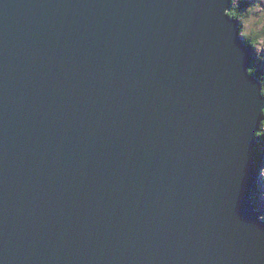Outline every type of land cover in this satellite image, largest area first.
<instances>
[{"label":"water","instance_id":"95a60500","mask_svg":"<svg viewBox=\"0 0 264 264\" xmlns=\"http://www.w3.org/2000/svg\"><path fill=\"white\" fill-rule=\"evenodd\" d=\"M230 6L0 0V264H264Z\"/></svg>","mask_w":264,"mask_h":264},{"label":"rangeland","instance_id":"374dc122","mask_svg":"<svg viewBox=\"0 0 264 264\" xmlns=\"http://www.w3.org/2000/svg\"><path fill=\"white\" fill-rule=\"evenodd\" d=\"M233 2H235V4H238L239 2L245 4L246 5L245 9L246 11H248L249 18L247 20H244L242 24V30L260 31L262 29V26L264 25V19L262 20L261 25H256L255 24L256 15H253V13L255 12L257 15H259L260 13L264 18V12H261L264 11V0H233ZM251 50L253 52L251 58H253L254 65L259 64L260 66H264V37L257 40L256 44L254 45L253 48H251ZM260 131H262L263 133L264 128H262ZM257 133H256V138H257ZM260 142H261L260 146L264 147V134H262L260 138ZM254 171L255 173H259V174L256 180L257 187L256 189H252L253 190L252 196L254 198L255 207L257 211H259L260 217L264 219V153L260 155V161L258 164L255 165Z\"/></svg>","mask_w":264,"mask_h":264},{"label":"trees","instance_id":"16d2710c","mask_svg":"<svg viewBox=\"0 0 264 264\" xmlns=\"http://www.w3.org/2000/svg\"><path fill=\"white\" fill-rule=\"evenodd\" d=\"M235 2H233V0H230L231 6H230L229 15L235 17L238 20L239 27H240V33L242 35L243 41L251 49L256 44L257 40L264 37V25L262 26V29L260 31H257V30L243 31L242 30V23H243L242 21L247 20L249 18L248 11H246V9H245V6H246L245 4H243L241 2H239L238 4H235ZM261 12H264V11H261ZM253 15H256L255 24L261 25V22L264 19L263 16L260 13H259V15H257L255 12L253 13ZM251 52H252V50H251ZM251 55H253V52L251 53ZM249 71H250V73L255 75L260 80L261 86H262L261 92L264 95V66H260L259 64L254 65L253 58H251V65H250ZM262 114H263V119H262V122L260 125L261 129L264 128V109H263ZM261 129H259V131L257 133V138H256L257 142H256V147L254 149L255 165L259 163L260 155L262 153H264V147L260 146V143H261L260 138H261L262 134H264V132L262 133V131H260Z\"/></svg>","mask_w":264,"mask_h":264},{"label":"bare ground","instance_id":"6f19581e","mask_svg":"<svg viewBox=\"0 0 264 264\" xmlns=\"http://www.w3.org/2000/svg\"><path fill=\"white\" fill-rule=\"evenodd\" d=\"M230 5H231V3H230ZM242 22H244V21H242ZM243 24V23H242ZM240 33V32H239ZM241 34V33H240ZM259 44V43H258ZM255 141V140H254ZM261 176V175H260ZM263 176V175H262ZM259 216H260V214H259Z\"/></svg>","mask_w":264,"mask_h":264}]
</instances>
